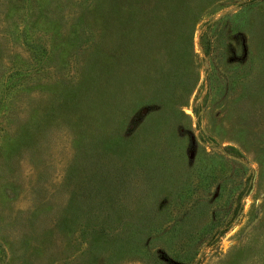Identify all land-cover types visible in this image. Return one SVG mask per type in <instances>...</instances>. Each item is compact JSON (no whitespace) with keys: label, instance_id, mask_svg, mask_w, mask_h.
I'll use <instances>...</instances> for the list:
<instances>
[{"label":"rangeland","instance_id":"rangeland-1","mask_svg":"<svg viewBox=\"0 0 264 264\" xmlns=\"http://www.w3.org/2000/svg\"><path fill=\"white\" fill-rule=\"evenodd\" d=\"M158 255L264 264V0H0V264Z\"/></svg>","mask_w":264,"mask_h":264},{"label":"trees","instance_id":"trees-1","mask_svg":"<svg viewBox=\"0 0 264 264\" xmlns=\"http://www.w3.org/2000/svg\"><path fill=\"white\" fill-rule=\"evenodd\" d=\"M213 26H215V23L210 28H208V31L211 30V28H213ZM219 37H221L220 34L216 35V39L219 38ZM211 46H212V44H211L210 41H207V43H205V52H206V54H210L211 53ZM212 235H214V234L211 233V237H212ZM191 259H192V257H190V253L189 252H187V253L185 252L184 253V258H181V260H179V262L182 261L181 263H188V262L191 261ZM153 262H154V264H168L159 255L155 256V258L153 259Z\"/></svg>","mask_w":264,"mask_h":264}]
</instances>
